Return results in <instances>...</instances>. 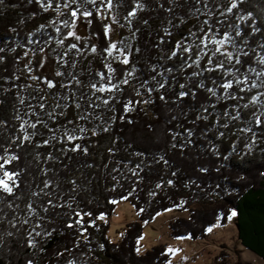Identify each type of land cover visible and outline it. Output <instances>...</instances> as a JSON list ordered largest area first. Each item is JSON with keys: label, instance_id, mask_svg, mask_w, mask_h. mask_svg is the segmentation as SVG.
Returning a JSON list of instances; mask_svg holds the SVG:
<instances>
[{"label": "trees", "instance_id": "16d2710c", "mask_svg": "<svg viewBox=\"0 0 264 264\" xmlns=\"http://www.w3.org/2000/svg\"><path fill=\"white\" fill-rule=\"evenodd\" d=\"M49 2L52 7L45 10L42 5ZM64 3L4 0L0 4V48L4 49L0 53V156L19 155L20 162L6 164L5 169L23 172L16 198L0 194V199H5L0 203V264H173L164 245L145 253L137 251L145 224L171 209L185 211L188 216L170 222V236L201 244H207L213 227L225 226L235 212L238 245L264 260V130L255 124L259 117L264 125V86H260L264 81V64L260 63L264 60V0H246L239 11L233 10L235 15L227 12L229 0H208L207 8L202 0H111L110 6L108 0H96L95 5L77 0L78 15L84 10L94 14L86 21L92 38L81 42L69 37L75 18ZM136 3L144 8H136ZM109 8L117 13L123 28L114 52L103 48L111 43L103 17ZM130 11H135L136 17L129 16ZM248 13L250 21L239 19ZM145 18L147 25L143 23ZM205 19L220 28L221 34L227 31L234 36L232 26L244 33L236 45L248 53L241 71L258 87L245 94L243 101L211 96L207 89L215 87L212 79L220 82V74L205 72L192 77L194 69L183 64L187 54L181 52L168 59L175 42L187 35L189 28L197 32L199 27H206ZM252 27L260 31L252 33ZM165 29L172 35H165ZM161 39L163 45H159ZM73 43L79 51L72 48ZM226 47L235 51L231 45ZM121 52L129 56L128 66L113 60L122 59ZM44 55L53 59L55 71L63 75L38 70L37 61ZM30 58L31 66H27ZM105 63L117 69L113 83L119 82L121 68L135 69L123 93H100L89 87H108L98 75L107 72ZM249 68L255 71L249 72ZM161 72L163 77L157 75ZM33 77H38L34 87L30 85ZM49 79L55 88L47 86L45 81ZM165 79V88L153 91L151 96L141 87L147 81L148 87L157 88L158 82ZM201 80L205 84L202 89L196 87ZM180 84L186 88L181 89ZM246 87L251 88V84ZM189 88L196 95L179 98V93ZM136 89L139 96L135 95ZM216 91L217 96H223L222 89ZM162 94L163 101L159 99ZM253 96L260 98L255 105L250 103ZM104 99L110 103L104 105ZM129 100L131 110L122 111ZM246 102L249 107L244 109ZM205 107L207 112H203ZM236 107L240 110L239 120L232 119ZM201 113L207 120L196 119ZM81 114L86 119H80ZM224 122H228V129L222 127ZM32 123L37 124L36 129L30 127ZM105 127L108 131H101ZM248 127L252 133L239 131ZM93 130L97 135L92 134ZM66 131L75 132L72 142L64 135ZM25 134L31 136L30 141L23 140ZM73 143L87 148L88 154L68 151ZM160 157L168 161L167 165ZM133 171L138 175L133 176ZM169 179L172 185L167 184ZM44 181L51 187L45 189ZM157 183L163 187L156 188ZM49 198L56 205L54 210L47 204ZM123 199L130 200L138 219L117 229V240L111 242L105 220L111 219ZM29 203L35 215H29ZM44 207H49V212L45 213ZM25 219L27 224L23 223ZM65 222L75 227L67 228ZM36 232L41 235L36 236ZM217 246L223 251L214 256L209 251L211 263L242 264L235 251L232 253L224 244Z\"/></svg>", "mask_w": 264, "mask_h": 264}, {"label": "snow or ice", "instance_id": "6c2138e0", "mask_svg": "<svg viewBox=\"0 0 264 264\" xmlns=\"http://www.w3.org/2000/svg\"><path fill=\"white\" fill-rule=\"evenodd\" d=\"M38 2H40V0H38ZM84 2L87 3H91L93 5L96 4V0H84ZM103 2V0H102ZM202 2L204 3V6L207 8L208 7V0H202ZM246 2V0H229V5L227 7V12L228 13H232L233 15H235V13L233 12V10H237L239 11L241 9V6ZM4 0H0V4H3ZM109 6L111 5V0H108ZM73 4H77V0H65L64 3V7L70 9V14L72 18H75L73 20V25H75V20L76 19H81L82 18V22L85 21H89L90 19H92L94 17L93 12L88 11V10H84L80 16H78V8H79V4H77V7L74 8ZM45 7V10H47L48 8L52 7V3L49 2L46 5H42ZM136 8L139 9H143L144 5L140 4V3H136ZM162 6V5H161ZM57 10H59V6H57ZM171 9H169L170 11ZM197 12L200 11L199 8L196 9ZM209 13L211 14V10H209ZM223 15V13H221ZM136 12L135 11H130L129 12V16L131 17H136ZM252 18L251 13H248L247 15H240L239 19L241 21H250ZM53 23H55V21H53ZM143 23L145 25L148 24V20L145 18L143 20ZM218 23L223 24L224 21H218ZM203 24L206 27H199L197 32H194L191 30V28L188 29L187 31V35H184L181 39L177 40L173 46V49H170L169 52L170 54L168 55V59H173L176 58L178 56L179 53H184L187 54L186 58H184L183 60V64L184 66H186L187 68H193V72H192V77H199L201 76L203 73L207 72V73H219L220 74V82L217 83L216 79H212V84L215 86L214 88H208L207 92L210 93L211 96L216 97L217 100L220 99H224L225 101H232V102H239V101H243L245 99V94L249 93L251 91L252 88H257L258 85L256 84H252L250 78L241 71V68L243 67V63L245 62L244 58L248 57V53L247 51H244L242 48H237V38H241L243 37L244 33L242 31V29H240L239 27L236 26H232L233 28V32H234V36L231 35L230 33H228L227 31L223 32V34H221V30L220 28H214L212 24L209 23V21L207 19H205L203 21ZM67 21H65V27H67ZM252 33H256L260 31V28L258 27H252L251 28ZM199 33V34H198ZM101 34H104V28H103V24L101 23ZM165 35L167 36H171L172 33L169 32L167 29H165ZM70 37H74L75 40H79L81 39L80 36L75 35V33H69ZM219 37V38H218ZM198 41V42H197ZM61 43H63V41H61ZM165 43V41L163 39H161L159 41V45H163ZM243 44H247V40H243L242 41ZM159 45H157V47H159ZM210 45L214 46V47H210ZM227 45H231V47L233 49H235V51H229L227 50ZM261 47H264V45H261ZM72 48L76 49L77 51H79V49L77 48V45L75 43L72 44ZM104 49H112V50H116L117 46L115 44H111V43H107L105 45H103ZM4 51V49L0 48V53H2ZM93 52H96V49L93 48L92 49ZM136 52H139V49H136ZM211 53V54H210ZM109 55H111V52L109 51ZM121 56L123 57L122 59H119L118 57H113V60H119V63L121 65L124 66H128L130 63V58L128 55L124 54V52H121ZM222 57L223 59H218L217 57ZM198 57V58H197ZM3 60V57H0V61ZM189 61H191V63H189ZM201 61H204V63L202 64ZM261 64H264V60L260 61ZM226 65L230 66L231 69L233 70H229ZM37 66L40 67L41 62L37 61ZM240 66V67H237ZM104 68L107 69V72L101 71L98 73V75L100 76V80L101 81H107L108 83V87H99L97 88L96 84H91L89 85V87L91 89H95L96 92H100V93H104V92H109V93H123L127 86H129L130 84V80L129 78L133 76L135 69L134 68H121L120 69V78H119V82L118 83H113L112 81L114 79H116V72L117 69L114 68L112 66L111 63H105L104 64ZM195 69H199V71H196ZM153 72H156L155 68H152ZM169 73H171V69L169 68L167 70ZM249 72L251 71H255L252 68L248 69ZM63 75V73L59 72V71H55V76H61ZM157 75L163 77L164 73H157ZM257 75H261V73H257ZM231 77V79H228V77ZM33 79H38V77H33ZM153 79L155 80V77H153ZM45 83L47 84V86L49 88H55L56 84H54L52 82V80H46ZM79 83V81H78ZM167 84V80H163L161 82H158L157 84V88H151L148 87L147 81L143 82L141 84L142 88H145V90L147 91L148 95L151 96V93L157 89H164L165 86ZM251 84V88H248L246 86ZM65 87H67V85H64ZM260 86H264V81H261ZM179 87L181 89L186 88L185 84H180ZM197 88H204L205 84L204 81L201 80L199 81V83H197L196 85ZM217 89H222L223 90V96H217ZM135 95L139 96L140 95V91L138 89L135 90ZM195 96L196 93L192 92L191 89L189 88L188 91H184L179 93V98L183 99L186 96ZM264 95V94H262ZM113 100L116 99V96L113 95L112 97ZM160 100H165V95H160L159 96ZM260 98L257 96H253L250 99V103L255 105L258 100ZM150 100H145L144 103H150ZM21 103H23V101H21ZM110 103V101L108 99H104L103 100V104L104 105H108ZM131 104L132 101H128L127 104L122 105L121 110H131ZM57 107H59V104H57ZM80 105L77 104V108H79ZM211 107H215V105H211ZM242 107L244 109H247L249 107V103H243ZM41 109H43V105H41ZM236 115L232 116L233 120H239L240 119V114H239V107H236ZM208 108L205 107L203 109V112H207ZM229 113L226 111L224 113L225 116H227ZM51 115V114H49ZM207 116L203 115V113H201V115L197 116L196 119L197 120H207ZM80 119H86V117L81 114L80 115ZM71 122V121H70ZM129 123H131V121H129ZM217 123H220V119H217ZM255 124L257 127H261L262 130H264V125H262V122L260 120L259 117L255 118ZM30 127L32 129H36L37 128V124L36 123H32L30 125ZM45 127H47L45 125ZM223 128L228 129L229 128V124L228 122H224L222 125ZM23 131V129H21ZM79 131L84 132L85 129L84 128H79ZM101 131L103 132H107L108 128H102ZM239 131L241 132H248V133H252L253 129L248 127V128H241L239 129ZM39 133H33V135H37ZM92 134L95 136L97 135V132L95 130H93ZM69 142H72L74 140L75 137V132L74 131H66L64 134ZM187 135L189 137H191L193 135V133L191 131H189L187 133ZM221 136L224 135V133H220ZM53 139H55V137H53ZM173 139H175V137H173ZM23 140L24 141H30L31 140V136H29L28 134H25L23 136ZM256 141L253 140V143H255ZM13 143H16V141H13ZM44 145L48 146V141L45 140L44 141ZM173 148L176 147L175 144L172 145ZM64 149L61 148V151H63ZM4 151L7 153L8 149L5 148ZM68 151L71 152H80L83 155H87L88 154V149L87 148H82L80 145L74 144L72 145L71 148L68 149ZM137 155H139V153H137ZM0 159L4 160L3 164H0V170H2V176H0V194H2V196L4 198H8V197H12V198H16L17 197V190H19L21 188L22 185V180L20 179L23 176V172L18 171L16 169H12V170H6L5 169V165L6 164H11V162L16 161V162H20L21 157L19 155H10L7 156L6 158L4 156H0ZM49 159H51V157H49ZM160 159L163 161V163L165 165H167L168 161L166 159H164L163 157H160ZM137 167L139 168L140 165L138 164ZM204 171H206V169H204ZM133 176H137L138 173L133 171L132 173ZM173 176L176 175L175 172L172 173ZM71 183L75 184V181H71ZM168 185H172L173 181L171 179H169L167 181ZM44 188H50L51 185L47 182L44 181L43 182ZM156 188H162L163 185L160 183H157L155 185ZM43 191V189L41 190ZM154 194V193H151ZM33 195H37V193H33ZM44 195L48 196V193H44ZM0 203H5V199H0ZM47 204L51 206V208L54 210L56 208L55 203L51 200V198L48 199ZM11 203L8 204V207H11ZM27 210L29 215H35L36 214V210L33 208L32 204L29 203L26 205ZM43 211L45 213L49 212V207H44ZM77 216H80V213H76ZM90 215V213L88 214ZM233 216L236 215L235 212L232 213ZM103 217H101L102 219ZM23 223L27 224L28 221L25 219L23 221ZM66 223V227L67 228H74L75 225L72 223ZM36 227H41L40 224H37ZM53 231H55V229H53ZM36 236L41 235L40 232H36L35 233ZM48 236L52 235V232H48L47 233ZM137 251H139V249H137ZM169 251H171V249H169ZM62 255V253H60ZM29 264H32L31 261H29Z\"/></svg>", "mask_w": 264, "mask_h": 264}, {"label": "rangeland", "instance_id": "374dc122", "mask_svg": "<svg viewBox=\"0 0 264 264\" xmlns=\"http://www.w3.org/2000/svg\"><path fill=\"white\" fill-rule=\"evenodd\" d=\"M79 14L78 16H80ZM104 19L107 21V34L108 39L112 44H117L122 37L123 28L118 23V15L112 8H109V11H104ZM88 22H82L81 19H76L75 26L71 29L70 33H75V35L80 36L81 39L77 40L78 42L86 41L92 38L89 34ZM70 37V36H69ZM74 38V37H72ZM114 52V50H112ZM32 58L29 59L25 64L31 66ZM39 61L41 65L38 70L43 74L54 73L55 72V62L53 59L47 55L41 56ZM36 83L31 81V86L34 87ZM71 117V116H70ZM188 213L180 209H171L163 214H159L151 223H147L144 226L143 237L140 240V253H145L149 249L153 248L156 245L170 246V253L173 257V264H213L211 263V254L208 252H203L201 255L196 257H189L187 255V246L182 245L181 247H176L174 243H180L182 241H187L191 243L188 238H179L174 239L170 236V227L169 224L173 220L181 217H187ZM235 216H232L228 223L225 226L216 225L209 231L208 242L211 247L216 252L223 251L220 248V244H225L228 246V249L233 253L238 246L237 241V228L234 223ZM138 219V215L132 206L129 199H123L117 203V208L114 215L111 219L105 220L109 227L107 236L111 242H116L117 240V229L120 227L135 222ZM241 253H236L238 259L241 260L242 264H264V260L256 255L254 252L239 246ZM205 247L195 246L194 253H199L204 250ZM191 250V249H189ZM236 252V251H235Z\"/></svg>", "mask_w": 264, "mask_h": 264}, {"label": "crops", "instance_id": "0c3cea01", "mask_svg": "<svg viewBox=\"0 0 264 264\" xmlns=\"http://www.w3.org/2000/svg\"><path fill=\"white\" fill-rule=\"evenodd\" d=\"M191 243H187V241H182V242H180V243H174V245H173V247L174 246H176V247H181L182 245H186L187 246V255L189 256V257H196V256H199V255H201L203 252H208L209 253V251H210V253H211V251H213L214 253H213V256L214 255H216L217 254V252L214 250V249H210V248H207L208 246L209 247H211L212 245H210V243L209 242H207V244L206 243H198V242H195V241H190ZM200 246V247H205V249L204 250H202L201 252H199V253H194V251H195V246ZM221 245V244H220ZM223 245V244H222ZM225 245V244H224ZM227 246V245H226ZM240 245H238L237 247H236V253H241L242 251H240L239 250V247ZM167 247V249H168V251H169V247L170 246H166ZM189 249H191V250H189ZM170 252V251H169Z\"/></svg>", "mask_w": 264, "mask_h": 264}]
</instances>
